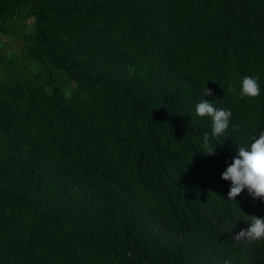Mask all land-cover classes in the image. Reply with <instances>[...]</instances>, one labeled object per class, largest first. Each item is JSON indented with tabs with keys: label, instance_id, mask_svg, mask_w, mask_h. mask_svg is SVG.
<instances>
[{
	"label": "trees",
	"instance_id": "obj_1",
	"mask_svg": "<svg viewBox=\"0 0 264 264\" xmlns=\"http://www.w3.org/2000/svg\"><path fill=\"white\" fill-rule=\"evenodd\" d=\"M260 131L264 0H0V264H264L221 179Z\"/></svg>",
	"mask_w": 264,
	"mask_h": 264
},
{
	"label": "clouds",
	"instance_id": "obj_2",
	"mask_svg": "<svg viewBox=\"0 0 264 264\" xmlns=\"http://www.w3.org/2000/svg\"><path fill=\"white\" fill-rule=\"evenodd\" d=\"M230 92H235V85L229 86ZM213 90L203 88L204 96H212ZM260 95V83L258 77L245 75L239 81V99H255ZM195 113L200 117H211V135L222 137L228 128L232 113L230 110L217 109L211 101L203 99L195 105ZM209 134L203 135L204 147L209 149L206 155H214V147L209 145ZM250 144L246 147H238L236 155L231 163L221 173V179L230 181V188L227 193L228 200L234 201L244 190L253 199L264 201V131L249 137ZM246 229H241L239 233L233 235V239L249 241L264 240V217L250 216V221ZM227 264V262H226Z\"/></svg>",
	"mask_w": 264,
	"mask_h": 264
},
{
	"label": "rangeland",
	"instance_id": "obj_3",
	"mask_svg": "<svg viewBox=\"0 0 264 264\" xmlns=\"http://www.w3.org/2000/svg\"><path fill=\"white\" fill-rule=\"evenodd\" d=\"M15 48H16V46H15Z\"/></svg>",
	"mask_w": 264,
	"mask_h": 264
}]
</instances>
